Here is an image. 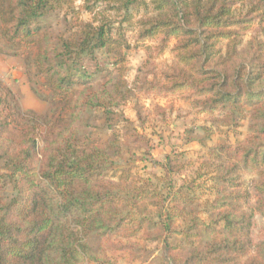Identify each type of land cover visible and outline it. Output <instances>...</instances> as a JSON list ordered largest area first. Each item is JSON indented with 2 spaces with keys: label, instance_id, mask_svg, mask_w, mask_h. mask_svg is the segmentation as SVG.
Instances as JSON below:
<instances>
[{
  "label": "trees",
  "instance_id": "trees-1",
  "mask_svg": "<svg viewBox=\"0 0 264 264\" xmlns=\"http://www.w3.org/2000/svg\"><path fill=\"white\" fill-rule=\"evenodd\" d=\"M64 8L70 35L45 37L34 58L56 113L24 111L0 82V264H264V238L253 235L264 217V39L249 36L264 32V0H0V21L28 45ZM133 47L175 58L150 90L195 97L201 113L234 123L244 110L249 134L155 160L161 175L133 158L120 164L109 104L83 102L77 88L89 93L97 71L81 63L99 52L117 53L125 76ZM92 105L112 130L103 146L80 129Z\"/></svg>",
  "mask_w": 264,
  "mask_h": 264
},
{
  "label": "rangeland",
  "instance_id": "rangeland-1",
  "mask_svg": "<svg viewBox=\"0 0 264 264\" xmlns=\"http://www.w3.org/2000/svg\"><path fill=\"white\" fill-rule=\"evenodd\" d=\"M79 4L80 2H77L76 5ZM67 11L68 9L64 8L48 18L44 33L36 36L28 45L15 37L12 31H7V27L0 21V82L15 93L24 111L47 113L50 116L57 111V107L51 103L53 91L46 86L34 58L45 37L55 44L60 36L70 35L75 19L72 12ZM82 17L89 19L90 15L82 12ZM250 35L258 38L262 36L264 39V32L258 27ZM127 37L130 42H135L133 33ZM151 42L154 46L161 43L160 39ZM125 55L127 72L123 77L119 76L114 63L118 57L117 53L99 52L97 61L82 62L85 70L97 71V77L88 90L89 93L83 94V88H77V95L82 97L83 102L92 101L97 104L104 101L109 104L112 110L110 122L124 136V158L120 164L126 163L124 159L133 158L136 164L146 167L148 172L161 175L162 166H154L155 160L164 163L168 155L180 153L196 158L198 154H205L221 140L228 139L236 144L249 134V118L242 119L246 116L244 110L236 113L237 120L234 123L226 115L209 116L201 113L195 97L182 94L163 97L149 89V82L154 75L160 74L166 66L175 61L170 48H166L163 54L154 49L152 55L148 56L142 47H133ZM80 129L91 142L99 146L105 145L112 132L104 114L95 105L82 113ZM241 172L245 181L254 176L248 169ZM253 220L254 237L264 238V217L257 214ZM92 244H98L97 238H92ZM115 259L118 264H129L126 257L119 256Z\"/></svg>",
  "mask_w": 264,
  "mask_h": 264
}]
</instances>
